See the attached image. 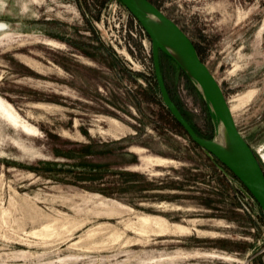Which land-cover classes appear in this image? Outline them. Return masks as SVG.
<instances>
[{
  "label": "rangeland",
  "instance_id": "obj_1",
  "mask_svg": "<svg viewBox=\"0 0 264 264\" xmlns=\"http://www.w3.org/2000/svg\"><path fill=\"white\" fill-rule=\"evenodd\" d=\"M150 1L192 40L264 170V0ZM161 65L216 139L203 96ZM156 84L150 38L118 0H0V264H264L259 205Z\"/></svg>",
  "mask_w": 264,
  "mask_h": 264
},
{
  "label": "water",
  "instance_id": "obj_2",
  "mask_svg": "<svg viewBox=\"0 0 264 264\" xmlns=\"http://www.w3.org/2000/svg\"><path fill=\"white\" fill-rule=\"evenodd\" d=\"M118 1L150 38L155 78L164 106L191 141L202 148L209 157L216 159L241 183L244 193L259 205L264 216V170L253 149L238 129L220 83L200 57L192 40L150 0ZM162 54L179 66L203 96L215 121L217 138L221 126L224 129V136L229 146L227 149L216 139L210 140L200 136L185 118L166 85L161 65ZM225 173L227 174L226 171Z\"/></svg>",
  "mask_w": 264,
  "mask_h": 264
},
{
  "label": "bare ground",
  "instance_id": "obj_3",
  "mask_svg": "<svg viewBox=\"0 0 264 264\" xmlns=\"http://www.w3.org/2000/svg\"><path fill=\"white\" fill-rule=\"evenodd\" d=\"M224 135H225V134H224V129H223V127L221 126V128H220V134H219V137L216 138V141H217L218 143H220L225 149H227L229 146H228V142L226 141Z\"/></svg>",
  "mask_w": 264,
  "mask_h": 264
},
{
  "label": "trees",
  "instance_id": "obj_4",
  "mask_svg": "<svg viewBox=\"0 0 264 264\" xmlns=\"http://www.w3.org/2000/svg\"><path fill=\"white\" fill-rule=\"evenodd\" d=\"M156 86H157V84H156ZM170 114V113H169ZM171 115V114H170ZM176 122V121H175ZM177 123V122H176ZM178 124V123H177ZM178 126L180 127V125L178 124ZM190 142L196 147V148H199V149H201L202 150V148H200L199 146H197V145H195L191 140H190ZM232 175V174H231ZM121 176L122 177H124V176H132V177H135V178H140L141 176L140 175H137V174H121ZM232 177H234L233 175H232ZM235 178V177H234ZM236 179V178H235Z\"/></svg>",
  "mask_w": 264,
  "mask_h": 264
}]
</instances>
